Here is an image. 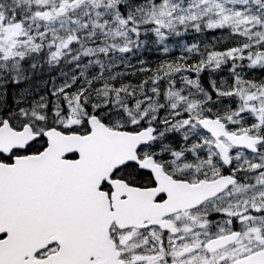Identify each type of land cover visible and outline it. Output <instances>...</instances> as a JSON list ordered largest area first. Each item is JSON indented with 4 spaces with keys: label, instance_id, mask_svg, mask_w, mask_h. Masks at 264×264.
<instances>
[{
    "label": "snow or ice",
    "instance_id": "obj_1",
    "mask_svg": "<svg viewBox=\"0 0 264 264\" xmlns=\"http://www.w3.org/2000/svg\"><path fill=\"white\" fill-rule=\"evenodd\" d=\"M0 264H264V0H0Z\"/></svg>",
    "mask_w": 264,
    "mask_h": 264
}]
</instances>
